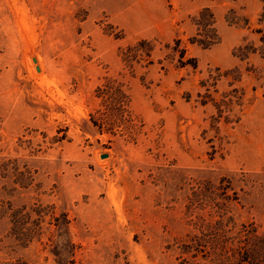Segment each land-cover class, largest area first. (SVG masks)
<instances>
[{
	"label": "rangeland",
	"instance_id": "obj_1",
	"mask_svg": "<svg viewBox=\"0 0 264 264\" xmlns=\"http://www.w3.org/2000/svg\"><path fill=\"white\" fill-rule=\"evenodd\" d=\"M262 4L0 0V264L207 263L210 209L226 203L230 240L264 223V56L233 54L259 43ZM206 6L219 41L204 48ZM140 39L150 63L127 50ZM107 77L126 110L101 103ZM234 86L243 102L218 119Z\"/></svg>",
	"mask_w": 264,
	"mask_h": 264
},
{
	"label": "trees",
	"instance_id": "obj_2",
	"mask_svg": "<svg viewBox=\"0 0 264 264\" xmlns=\"http://www.w3.org/2000/svg\"><path fill=\"white\" fill-rule=\"evenodd\" d=\"M262 9L257 17L256 26L252 28V32L258 36V44L256 45L252 41H246L234 48L233 54L239 59L246 58L250 53H259L264 56V0H262ZM192 19L196 24L194 35L190 38L192 42L198 43L200 46L207 48L219 41V34L214 27V14L209 7H202L194 15ZM244 23H247V18H244ZM148 40L140 39L134 45L128 46L127 50L135 49L139 51L137 55L139 58L146 60V63H150L149 58L151 54L150 47H144L143 44L148 43ZM139 59H137L138 61ZM130 68L132 67L131 60L127 64ZM255 68H253L254 70ZM235 72L233 79H239L242 72L238 66L225 70V74ZM257 79H261L259 86L264 88V68L262 73L259 74ZM114 80L110 77L106 78L103 85L97 86L99 95L102 97L101 103L114 110L124 111L126 110V104L128 101V94L121 89V83L114 86ZM257 86L254 85V88ZM244 90L234 86L227 91L222 92V96L219 101L215 102L216 108L218 109V119L223 115L225 121L230 120V116L235 113V108L241 105L243 102ZM239 116L235 119L237 121ZM209 196V195H208ZM210 197V196H209ZM217 204V203H216ZM226 203L223 202L222 206L217 209H210L209 219L203 226L202 236L204 242L208 245L209 254L211 257L208 258V262H199L194 260L191 264H209L215 260L217 264H229L231 259L235 258L237 264H264V223H255L253 221L248 223H241L236 227L235 240H230L231 228L228 227L230 218L228 217ZM29 213L25 212L22 215L15 218L12 217V223L16 226L24 227V223L27 221ZM216 216V217H213ZM22 234L27 235L22 232ZM28 238V236H26ZM26 238V239H27ZM191 240L194 241L193 238ZM196 243V240L194 241ZM195 245V244H192ZM195 255V254H193ZM214 261V262H215ZM215 262V263H216Z\"/></svg>",
	"mask_w": 264,
	"mask_h": 264
},
{
	"label": "water",
	"instance_id": "obj_3",
	"mask_svg": "<svg viewBox=\"0 0 264 264\" xmlns=\"http://www.w3.org/2000/svg\"><path fill=\"white\" fill-rule=\"evenodd\" d=\"M33 60H36V58L33 57ZM101 156H106V153L101 154Z\"/></svg>",
	"mask_w": 264,
	"mask_h": 264
}]
</instances>
